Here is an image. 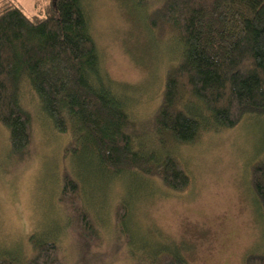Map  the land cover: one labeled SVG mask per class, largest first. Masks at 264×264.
<instances>
[{"label": "trees", "instance_id": "1", "mask_svg": "<svg viewBox=\"0 0 264 264\" xmlns=\"http://www.w3.org/2000/svg\"><path fill=\"white\" fill-rule=\"evenodd\" d=\"M147 20L152 29H170L182 45L166 72L152 133L186 146L202 133L264 117V0H159ZM26 92L38 99L55 131L71 137L65 154H77L80 170L141 175L174 192L189 187L188 173L168 149L144 141L147 150L138 147L129 96L102 68L83 0H48L31 17L14 0H0V125L11 156L20 160L32 139V117L22 103ZM62 174L58 200L70 211L68 225L92 243L99 233L80 184ZM249 183L264 218V158L251 165ZM116 215L126 224L125 202ZM28 243V258L0 257V264H64L54 241L31 234ZM136 244L144 249L129 250L134 264H188L180 248ZM244 264H264V253L248 254Z\"/></svg>", "mask_w": 264, "mask_h": 264}, {"label": "rangeland", "instance_id": "2", "mask_svg": "<svg viewBox=\"0 0 264 264\" xmlns=\"http://www.w3.org/2000/svg\"><path fill=\"white\" fill-rule=\"evenodd\" d=\"M14 1L28 17L48 2ZM83 2L102 68L129 96L128 111L140 132L138 147L146 151L144 141L168 149L188 173L190 185L174 192L141 175L93 171L95 176L80 170L77 154H65L71 137L55 131L38 99L26 92L22 103L32 117V139L23 159L11 156L8 133L0 125V257L28 258L31 234L54 241L64 264H134L129 250L140 254L144 249L136 241L180 248L188 264H244L248 254L264 253V218L249 183L251 165L264 158V117L202 133L186 146L155 135L150 121L166 72L182 48L170 29H152L148 23L159 0ZM65 172L79 182L98 230L99 239L92 243L70 228V211L59 203ZM123 202L126 224L116 215Z\"/></svg>", "mask_w": 264, "mask_h": 264}]
</instances>
